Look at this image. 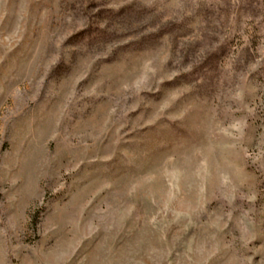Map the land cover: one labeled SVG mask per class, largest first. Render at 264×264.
Returning a JSON list of instances; mask_svg holds the SVG:
<instances>
[{
  "label": "rangeland",
  "instance_id": "374dc122",
  "mask_svg": "<svg viewBox=\"0 0 264 264\" xmlns=\"http://www.w3.org/2000/svg\"><path fill=\"white\" fill-rule=\"evenodd\" d=\"M0 264H264V0H0Z\"/></svg>",
  "mask_w": 264,
  "mask_h": 264
}]
</instances>
